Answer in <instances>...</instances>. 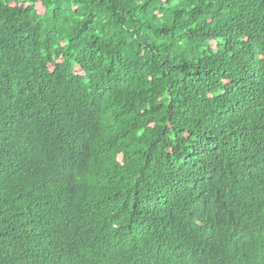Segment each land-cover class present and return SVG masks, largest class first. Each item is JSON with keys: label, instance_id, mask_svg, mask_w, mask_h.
Listing matches in <instances>:
<instances>
[{"label": "trees", "instance_id": "1", "mask_svg": "<svg viewBox=\"0 0 264 264\" xmlns=\"http://www.w3.org/2000/svg\"><path fill=\"white\" fill-rule=\"evenodd\" d=\"M0 264H264V0H0Z\"/></svg>", "mask_w": 264, "mask_h": 264}]
</instances>
